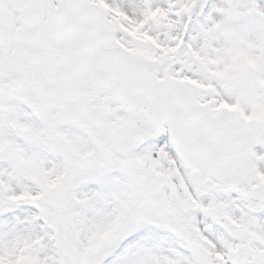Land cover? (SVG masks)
Masks as SVG:
<instances>
[{
    "label": "snow or ice",
    "instance_id": "snow-or-ice-1",
    "mask_svg": "<svg viewBox=\"0 0 264 264\" xmlns=\"http://www.w3.org/2000/svg\"><path fill=\"white\" fill-rule=\"evenodd\" d=\"M0 264H264V0H0Z\"/></svg>",
    "mask_w": 264,
    "mask_h": 264
}]
</instances>
